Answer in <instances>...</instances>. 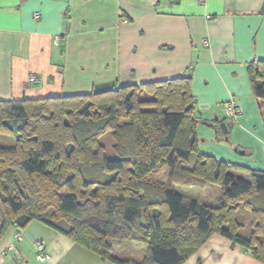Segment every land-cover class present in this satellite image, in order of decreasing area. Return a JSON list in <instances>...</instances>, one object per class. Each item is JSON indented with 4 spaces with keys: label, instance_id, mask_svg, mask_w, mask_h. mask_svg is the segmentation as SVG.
<instances>
[{
    "label": "trees",
    "instance_id": "1",
    "mask_svg": "<svg viewBox=\"0 0 264 264\" xmlns=\"http://www.w3.org/2000/svg\"><path fill=\"white\" fill-rule=\"evenodd\" d=\"M246 75L264 116V61L249 62ZM189 82L185 76L111 85L88 94L0 100V129L17 123L14 145L0 147V163L5 164L0 169V237L11 226L21 229L36 220L112 264H182L218 234L264 263V169L203 154L196 136V126L204 124L214 129L215 139L228 141L242 109L236 117L221 111L216 120L200 119ZM108 132L114 139L113 158L105 157L98 142ZM190 156L191 167L185 168ZM89 160L97 161L92 164L100 179L87 172L83 164ZM161 164L177 184L221 187L216 206L199 205L149 180ZM66 170L72 175L59 181ZM14 175L24 182L18 184ZM47 206L58 221L41 215ZM238 207L250 213L246 236L239 233ZM133 233L146 243L144 259L109 255L108 240H126Z\"/></svg>",
    "mask_w": 264,
    "mask_h": 264
},
{
    "label": "crops",
    "instance_id": "2",
    "mask_svg": "<svg viewBox=\"0 0 264 264\" xmlns=\"http://www.w3.org/2000/svg\"><path fill=\"white\" fill-rule=\"evenodd\" d=\"M255 60L264 61V0H0L1 101L189 76L200 119L221 117L228 100L242 109L229 133L232 143L213 153L199 148L211 128L198 124L199 151L261 170L264 116L246 75ZM29 75L40 81L29 82ZM15 230L0 237V264H112L42 222H28L18 242ZM35 238L48 260L35 259ZM182 264L264 263L213 234Z\"/></svg>",
    "mask_w": 264,
    "mask_h": 264
},
{
    "label": "rangeland",
    "instance_id": "3",
    "mask_svg": "<svg viewBox=\"0 0 264 264\" xmlns=\"http://www.w3.org/2000/svg\"><path fill=\"white\" fill-rule=\"evenodd\" d=\"M141 98H143L142 94H139ZM51 97V96H49ZM9 129L6 130V128L0 129V147H4L6 149H10L15 142V138L17 135L16 132V124H12L11 122H8ZM236 123H234V126ZM211 128V127H209ZM233 126L230 129V132L232 130ZM208 129V128H205ZM229 132V133H230ZM216 133L213 128H211V137H205L203 136L202 139L204 140L200 143L199 148L205 149L207 151L210 150V152L213 153L214 149H219V147H228L230 145L231 139L229 138L228 134V141H218L215 139ZM98 142L100 145H102L104 150L105 157L113 158L116 154H114V150L112 148V145L114 143V139L112 138L111 134L105 133L101 137L98 138ZM89 151H94V149H90ZM242 149H238L237 153L239 156H241ZM217 156V155H216ZM218 159V157H215ZM193 157L190 156L188 163L185 165L186 167H191ZM90 161V160H89ZM92 162L97 161H90V163H84L83 165H87L89 167V170L87 171L92 177L100 179V172L98 171L97 164H92ZM5 164L2 165L0 163V169L4 168ZM81 174L86 175V170L84 169V166L80 165ZM16 171V170H15ZM17 172V171H16ZM1 173V172H0ZM18 173V172H17ZM72 175L71 170H66L63 174H60L57 179L59 181H63L67 178H69ZM16 176V180L18 184L24 182V178H22L20 175H14ZM4 177V176H3ZM3 177H0L3 178ZM103 179V176H102ZM149 180L156 181L158 183H161L166 186V188L174 190L176 192L182 193L184 195L190 196L196 202L200 204H206L211 206H216L220 193H221V187L215 184H208L204 188L194 187V186H183L180 184L175 183L171 177L169 176V168L165 164H161L156 171H154L151 175L148 176ZM48 207V206H47ZM1 208V206H0ZM3 209H0V213ZM41 215L48 219H55L58 221V219L53 215L52 208H46L42 211ZM235 216L240 222L241 226L239 228V233L241 235L246 236L250 232V213L247 209L238 207L235 210ZM16 227V226H14ZM17 230H20L16 227L15 233ZM21 235L22 231L20 230ZM141 236L137 233H133L132 238H128L126 240H113L110 239L107 241V245L109 248V255H111L113 258L120 259V260H129L132 259L134 261H141L146 257L147 255V246L144 240L140 238Z\"/></svg>",
    "mask_w": 264,
    "mask_h": 264
},
{
    "label": "built area",
    "instance_id": "4",
    "mask_svg": "<svg viewBox=\"0 0 264 264\" xmlns=\"http://www.w3.org/2000/svg\"><path fill=\"white\" fill-rule=\"evenodd\" d=\"M33 17H34V19H38L39 14L34 13ZM58 43H59V39H58V37H55L54 38V46H57ZM202 43L205 44L206 40H203ZM28 81L29 82H38V81H40V78L36 75H29ZM221 111L226 116L236 117L237 115H239L241 113V107L236 105L233 100H228V101H225L221 104ZM14 238L17 242L20 241V239H21L20 230H17V232L14 234ZM32 244H33L35 252H36V254H35L36 260L46 261L49 259V255L46 252V248H45L42 240H40L39 238H35V239H33ZM10 248L13 249L14 251H16V247L10 246ZM2 255H3V253L0 254V258L2 257Z\"/></svg>",
    "mask_w": 264,
    "mask_h": 264
}]
</instances>
